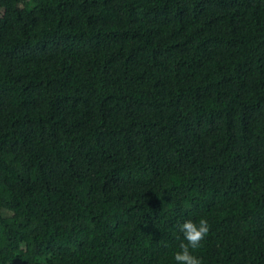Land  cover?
<instances>
[{"label": "trees", "instance_id": "trees-1", "mask_svg": "<svg viewBox=\"0 0 264 264\" xmlns=\"http://www.w3.org/2000/svg\"><path fill=\"white\" fill-rule=\"evenodd\" d=\"M264 264V0H0V264Z\"/></svg>", "mask_w": 264, "mask_h": 264}, {"label": "clouds", "instance_id": "clouds-1", "mask_svg": "<svg viewBox=\"0 0 264 264\" xmlns=\"http://www.w3.org/2000/svg\"><path fill=\"white\" fill-rule=\"evenodd\" d=\"M179 231L183 240L179 244V250L173 254L175 264H203L197 253L203 247L210 231L207 218L201 217L198 221L186 220L179 225Z\"/></svg>", "mask_w": 264, "mask_h": 264}]
</instances>
